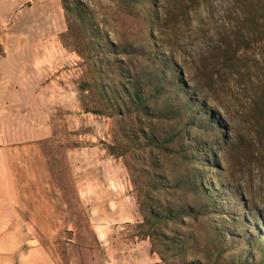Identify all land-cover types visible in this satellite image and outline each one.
I'll return each instance as SVG.
<instances>
[{
  "label": "rangeland",
  "instance_id": "obj_1",
  "mask_svg": "<svg viewBox=\"0 0 264 264\" xmlns=\"http://www.w3.org/2000/svg\"><path fill=\"white\" fill-rule=\"evenodd\" d=\"M0 48V195L61 264H264V0H0Z\"/></svg>",
  "mask_w": 264,
  "mask_h": 264
},
{
  "label": "crops",
  "instance_id": "obj_2",
  "mask_svg": "<svg viewBox=\"0 0 264 264\" xmlns=\"http://www.w3.org/2000/svg\"><path fill=\"white\" fill-rule=\"evenodd\" d=\"M41 201L47 200L38 202L43 209L33 212L19 194L0 195V264H61L34 236L59 232L56 216L48 213L49 206L41 205Z\"/></svg>",
  "mask_w": 264,
  "mask_h": 264
},
{
  "label": "trees",
  "instance_id": "obj_3",
  "mask_svg": "<svg viewBox=\"0 0 264 264\" xmlns=\"http://www.w3.org/2000/svg\"><path fill=\"white\" fill-rule=\"evenodd\" d=\"M3 54V50L0 48V56H2Z\"/></svg>",
  "mask_w": 264,
  "mask_h": 264
}]
</instances>
